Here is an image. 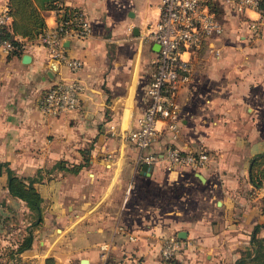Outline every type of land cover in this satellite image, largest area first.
I'll use <instances>...</instances> for the list:
<instances>
[{"label": "crops", "instance_id": "obj_1", "mask_svg": "<svg viewBox=\"0 0 264 264\" xmlns=\"http://www.w3.org/2000/svg\"><path fill=\"white\" fill-rule=\"evenodd\" d=\"M32 1L46 26L57 20L48 2L81 9L92 33L66 40L70 55L84 62L76 71L56 63L37 38L16 34L25 38L22 52L0 49V162L35 180L44 198L46 223L28 231L33 240L21 262L48 264L51 254L52 264H236L252 254L254 234L264 237V185L249 177L251 159L264 151V15L217 0L225 31L193 55V77L178 92L179 131L160 121L148 149H208L212 160L170 170L160 159L143 172L142 151L124 133L147 107L159 45L145 34L162 0ZM61 78L83 83L80 106L47 115L40 98ZM80 163L78 171L68 168ZM7 180L4 170L3 196L30 209ZM181 231L184 246L164 260L163 239Z\"/></svg>", "mask_w": 264, "mask_h": 264}, {"label": "built area", "instance_id": "obj_2", "mask_svg": "<svg viewBox=\"0 0 264 264\" xmlns=\"http://www.w3.org/2000/svg\"><path fill=\"white\" fill-rule=\"evenodd\" d=\"M263 0H224L233 11L246 13L248 8L264 15ZM216 0H162L161 16L145 34L146 40L159 45L155 68L147 88L148 103L145 111L136 119V125L130 127L124 137L142 151L141 159L145 163H155L165 159L167 169L189 167L199 169L212 160L208 149L182 150L169 145L162 154L149 151L159 134L158 123L164 121L167 128L174 131L180 127V104L178 92L188 84L194 72L193 55L199 52L209 39L220 36L225 31L223 17L216 11ZM57 20L47 25L37 40L44 45L50 57L76 71L84 64L83 60L71 56L66 40L72 36L88 37L92 25L84 12L76 7L55 9ZM12 20L9 3L0 7V49L11 53L13 42L3 36L4 29ZM250 26L257 32L258 20H252ZM25 42V38L17 37ZM25 46V43H24ZM219 50H217L218 52ZM84 85L79 79L55 80L40 98L41 110L47 115H59L80 106ZM115 132V125L110 127ZM129 195V191L126 192ZM184 246L177 235L163 239L161 255L171 262ZM106 249V245H102Z\"/></svg>", "mask_w": 264, "mask_h": 264}, {"label": "trees", "instance_id": "obj_3", "mask_svg": "<svg viewBox=\"0 0 264 264\" xmlns=\"http://www.w3.org/2000/svg\"><path fill=\"white\" fill-rule=\"evenodd\" d=\"M9 6L10 13L14 18V29L11 31L6 27L3 36L9 38L15 46L11 53H20L24 50L25 42L19 40L16 34H21L28 39H36L38 34L46 27V23L44 17L40 14L39 9L34 6L32 0H10ZM61 6L66 9L70 7L59 1H51L47 3L46 8L57 9ZM262 6L264 7V0L262 1ZM215 8L217 13L222 16L221 8L217 0ZM84 165L85 163H80L68 168L78 171ZM4 170H6L8 174L7 187L10 194L27 202L29 208L35 213L33 224H39L43 220L42 204L44 198L35 185V180L17 174L7 162H0V175H2ZM249 177L250 181L256 187L264 185V151L258 153L251 159ZM256 228H258V226H256ZM32 240V232L26 234L19 242L18 247L11 251V255L21 253L30 248ZM248 262H251V264H264V237L258 236L256 233L253 237V253L239 259L238 264H247Z\"/></svg>", "mask_w": 264, "mask_h": 264}, {"label": "rangeland", "instance_id": "obj_4", "mask_svg": "<svg viewBox=\"0 0 264 264\" xmlns=\"http://www.w3.org/2000/svg\"><path fill=\"white\" fill-rule=\"evenodd\" d=\"M6 195L3 196L0 192V264H23L20 253L11 255V251L18 247L19 242L28 234V231L44 227L46 221L43 218L39 224H33L35 213L28 209L22 200L11 198L8 201L9 196ZM52 257L54 256L50 254L47 260L48 264L55 263L52 262L54 261ZM238 263L239 260L236 261V264ZM247 264H251V262Z\"/></svg>", "mask_w": 264, "mask_h": 264}, {"label": "water", "instance_id": "obj_5", "mask_svg": "<svg viewBox=\"0 0 264 264\" xmlns=\"http://www.w3.org/2000/svg\"><path fill=\"white\" fill-rule=\"evenodd\" d=\"M30 59V55L29 54H25L24 55V60L25 61H28ZM56 63H59V61L58 60H54ZM53 72L54 71H52V72H50L51 74H52V76H54V74H53ZM151 164H149V163H145L144 165H143V172H146V170L147 169H151ZM179 236H180V238H184L185 236H186V233H184V231H181L180 233H179ZM80 264H89V259L88 258H82L81 259V263Z\"/></svg>", "mask_w": 264, "mask_h": 264}]
</instances>
